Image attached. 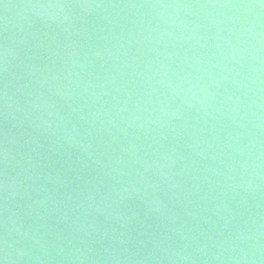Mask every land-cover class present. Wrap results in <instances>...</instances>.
I'll list each match as a JSON object with an SVG mask.
<instances>
[{
  "label": "water",
  "instance_id": "water-1",
  "mask_svg": "<svg viewBox=\"0 0 264 264\" xmlns=\"http://www.w3.org/2000/svg\"><path fill=\"white\" fill-rule=\"evenodd\" d=\"M0 264H264V0H0Z\"/></svg>",
  "mask_w": 264,
  "mask_h": 264
}]
</instances>
